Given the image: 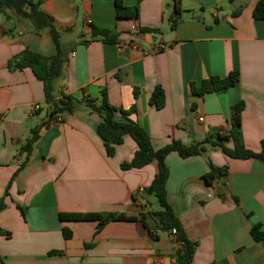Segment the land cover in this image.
<instances>
[{"label": "crops", "instance_id": "crops-1", "mask_svg": "<svg viewBox=\"0 0 264 264\" xmlns=\"http://www.w3.org/2000/svg\"><path fill=\"white\" fill-rule=\"evenodd\" d=\"M117 1L42 0L60 31L65 58L63 75L54 82L56 98L72 94L101 100L106 90L115 107L136 105L132 118L150 134L155 150L175 141L200 143L218 129L228 132L234 106L245 102L241 141L261 151L264 20H256L254 10L263 0H183L174 30V0H120L127 7L139 4L138 20L118 19ZM94 28L117 40L93 36ZM140 29L155 32L141 34ZM26 49L54 54L49 30L37 33L29 20L0 13V198L6 204L0 212V264H176L174 236L153 221L150 229L137 220L111 222L98 231L96 221L61 218L139 217L146 209L134 202L135 193L151 186L159 165L123 169L137 143L127 135L109 156L97 132L103 119L84 103L75 114H63V123L52 124L43 82L29 68H8ZM232 72L239 73V81L227 92L192 94L193 83ZM157 86L166 93L161 110L150 104ZM34 136L29 154L23 147ZM166 162L168 201L189 239L199 244L194 264H264V242L251 234L258 224L264 231V163L233 159L219 149L188 158L172 152ZM210 162L229 168L225 182L206 183ZM64 229L71 238H65Z\"/></svg>", "mask_w": 264, "mask_h": 264}, {"label": "trees", "instance_id": "trees-1", "mask_svg": "<svg viewBox=\"0 0 264 264\" xmlns=\"http://www.w3.org/2000/svg\"><path fill=\"white\" fill-rule=\"evenodd\" d=\"M182 1L183 0H174L175 18L171 27L173 30L177 28L181 21L183 11ZM229 1L235 2L236 0ZM0 13L7 17L29 20L37 33L49 30L51 34L55 46L54 54L49 56L26 49L16 55L8 64V68L11 71L24 70L27 68L31 69L35 76L43 82L46 100L51 106L50 120H54L58 115H73L78 106L84 103L91 112L98 114L103 119L98 126L97 132L104 140L109 156L112 157L115 155L116 147L124 142L125 136L127 135H130L137 143L138 149L135 152L133 160L124 163L122 165L123 169H141L153 162H157L159 165V172L151 186L145 189L142 196L137 197V195H135L134 202H139V205L146 209V212L140 213L139 217L128 216L124 213H90L61 214V218L63 220L73 221H96L98 222V231H101L106 225L115 221L140 220L147 228H149L148 221H153L161 231H168L170 234H172L173 230L177 231L174 237L177 246L176 264H194L199 244L189 239L186 229L168 201L167 184L170 177V168L167 165L166 159L172 152H178L181 157L188 158L195 155H203L207 153L209 149H219L233 159H257L264 163V139L261 142V151L259 152L247 148L241 141L240 127L242 125L243 112L246 107L245 102H240L234 106L231 127L228 132H223L222 129H218L212 131L206 139L200 143L185 145L180 141H175L162 149L155 150L150 134L132 118V116L137 113L136 105L132 106L130 109L115 107L109 102L106 90L103 91L101 100H83L72 94H63L59 99L56 98L54 82L63 75L65 58L63 55L60 31L55 24L54 18L42 9V0H0ZM116 13L118 19L138 20L140 6L137 4L133 7H127L122 1L118 0L116 3ZM254 18L256 20H264V0L256 5ZM139 32L141 34H146L155 31L140 29ZM99 35L104 36L105 41L108 42H115L117 40L116 35H113L109 31L94 28L93 36ZM238 81L239 73L232 72L225 78L211 77L210 79L203 80L200 85L193 83L191 85V91L193 95L199 97L212 93H224L235 87ZM134 95L136 99L139 98L140 90L138 88H135ZM150 104L159 110L165 107L166 93L161 86H157L152 93ZM33 134L36 136L38 131L34 130ZM35 136L27 140L23 147L29 154L33 151ZM230 142L233 143L232 147L228 146ZM28 163L29 158L21 164L18 171L13 175L9 187L22 168ZM210 166L211 172L204 177L206 183L208 185H213L217 180H223L225 182L229 174V168L216 167L212 162H210ZM148 197H152L153 202L148 200ZM236 200L239 202L238 198ZM5 208V200L4 198H0V212ZM20 209L23 215H25L24 209L22 207H20ZM4 234L10 235V233ZM251 234L256 241L264 242L262 225H254ZM152 235L154 236V233H152ZM64 236L65 238H71L72 233L64 229ZM55 253L61 252L56 251Z\"/></svg>", "mask_w": 264, "mask_h": 264}, {"label": "built area", "instance_id": "built-area-1", "mask_svg": "<svg viewBox=\"0 0 264 264\" xmlns=\"http://www.w3.org/2000/svg\"><path fill=\"white\" fill-rule=\"evenodd\" d=\"M134 31H135V33H137V30H134ZM164 48H165L164 45H160V46H159V49H160V50H161V49H164ZM36 109H37V110L40 109V106H39V105H36ZM199 120H200V121H203L204 119L201 117ZM61 123H63V117H62V115H58V116L52 121V124H61ZM144 192H145V189H144V188H141V189H139V190L135 193V195H137V197H140V196H142V195L144 194ZM176 234H177V231H176V230H173V231H172V235L175 237Z\"/></svg>", "mask_w": 264, "mask_h": 264}, {"label": "water", "instance_id": "water-1", "mask_svg": "<svg viewBox=\"0 0 264 264\" xmlns=\"http://www.w3.org/2000/svg\"><path fill=\"white\" fill-rule=\"evenodd\" d=\"M168 232V231H167Z\"/></svg>", "mask_w": 264, "mask_h": 264}]
</instances>
